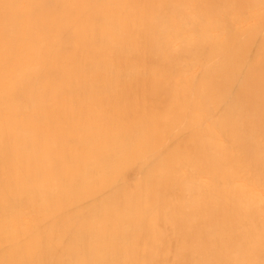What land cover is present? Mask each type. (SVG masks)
<instances>
[{
	"label": "bare ground",
	"instance_id": "1",
	"mask_svg": "<svg viewBox=\"0 0 264 264\" xmlns=\"http://www.w3.org/2000/svg\"><path fill=\"white\" fill-rule=\"evenodd\" d=\"M0 264H264V0H0Z\"/></svg>",
	"mask_w": 264,
	"mask_h": 264
}]
</instances>
